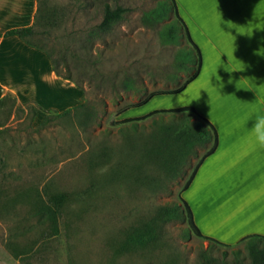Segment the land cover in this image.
Returning a JSON list of instances; mask_svg holds the SVG:
<instances>
[{
    "label": "rangeland",
    "instance_id": "obj_1",
    "mask_svg": "<svg viewBox=\"0 0 264 264\" xmlns=\"http://www.w3.org/2000/svg\"><path fill=\"white\" fill-rule=\"evenodd\" d=\"M115 1L50 0L64 13L57 25L38 26L32 37L51 52L59 73L80 88L79 104L63 113L60 95L66 91L57 84L43 94L20 93L23 105L2 97L0 264H251L243 242L211 246L182 219L158 224L149 243H128L135 228L160 222L163 207L180 202L211 144L178 170L153 153L152 127L126 128V118L180 104L177 95H160L123 112L153 91L185 82L195 70L196 53L185 36L169 34L174 12L148 19L160 0H119L128 9L123 18L113 30H100L105 3ZM185 16L206 55L209 76L233 90L230 98L242 106L240 113L263 112L246 86L229 79L231 67L219 57L224 49L215 37L195 15ZM184 50L191 61L180 67L176 62ZM127 77L133 78L128 88ZM0 80L9 82L2 72ZM17 87L23 90V84ZM57 103L61 111L52 107ZM140 123L150 124L151 118Z\"/></svg>",
    "mask_w": 264,
    "mask_h": 264
},
{
    "label": "crops",
    "instance_id": "obj_2",
    "mask_svg": "<svg viewBox=\"0 0 264 264\" xmlns=\"http://www.w3.org/2000/svg\"><path fill=\"white\" fill-rule=\"evenodd\" d=\"M175 2L200 48L202 65L198 76L181 92L170 94L180 99V104L173 108L195 107L218 132L215 151L199 164L183 197L192 207L204 235L234 245L248 235H264V149L256 145L250 134L254 117L240 113L242 106L230 98L233 90L220 86L219 78L212 79L206 71V55L195 41L185 15H195L197 18L193 19H199L202 30L215 37V43L224 49L219 57L231 67L229 79L246 86L264 112V0ZM38 9L39 0H0V76L2 72L10 82L0 80V98L10 95L23 105L20 93L43 94L57 84L66 91L60 95V103L64 104L61 109L67 110L82 101L80 88L56 73L45 50L18 35H6L11 29L33 25ZM209 42L206 44L211 46ZM19 84H23V90H18ZM52 107L61 111L58 103ZM209 144L211 147L212 143Z\"/></svg>",
    "mask_w": 264,
    "mask_h": 264
},
{
    "label": "trees",
    "instance_id": "obj_3",
    "mask_svg": "<svg viewBox=\"0 0 264 264\" xmlns=\"http://www.w3.org/2000/svg\"><path fill=\"white\" fill-rule=\"evenodd\" d=\"M115 3L116 4L114 5L110 2L105 3L104 17L99 24L100 30H113L115 24H117L123 18V14L128 10L125 6L122 5V3L119 2V0H116ZM168 12L175 13V19L173 20V23L169 28V34L172 37H175L176 33H178L179 36H185L187 38L188 43L196 53L195 60H192L195 63V65H193L195 70L193 74H191L185 80V82H183L177 88L153 91L141 101L129 104L125 109H123V112L130 108L146 104L149 99L156 95H167L181 92L191 81H193L198 76L200 72L202 65V54L200 48L192 39L188 26L178 13L175 0H160L159 6L150 11L148 19L152 21L160 19ZM63 13L64 11L57 7V5L51 4L50 0H39V9L34 24L28 27L11 29L6 32V35H18L30 45L45 50L52 59L56 73L59 76L71 80L69 77H66L59 73L56 61L51 56V52L44 46L34 42L32 39V37H34L38 33V26L53 27L57 25L58 19L62 17ZM175 21H178L183 28V33L181 35L179 34V30ZM185 51L186 50H184L182 54L178 56V61L176 62V65L180 67H185L188 62L191 61V57L189 56V58L188 52ZM89 60L92 61V59ZM125 81L126 88L132 86V77H127ZM11 97L14 101H17L16 97ZM3 100L4 98L0 99V103H2ZM70 110L71 109H67L63 113H68ZM149 118H151L150 124L140 123L141 120ZM122 122H126V128L129 126H132L134 129H140L141 126L152 127L153 130L151 134V140L153 143V153L158 152L163 155L165 158V163L167 162L168 166L174 167L178 170L183 169L182 167L187 164L186 161H189L192 156H198L200 148L207 147L209 143H212V146L204 153V155L200 158L199 163L195 166V169L186 182L183 191L189 186L202 160L206 156L212 154L218 145V132L216 130V127L207 117L202 115L193 106L157 109L140 117L126 118L122 120ZM160 214V222L151 220L135 228L128 237V243H149L157 237L159 230L158 224L160 225L161 222H165L168 219H182L183 221H186L188 223V231L194 232L196 235L208 240L211 246L217 244L231 246L230 244H225L215 238L206 236L201 232L199 226L195 221L192 207L183 196L180 197V202H177L171 206L163 207V209L160 211ZM240 242L244 243L245 248L247 249L251 257V264H264V235L251 234L242 238Z\"/></svg>",
    "mask_w": 264,
    "mask_h": 264
},
{
    "label": "clouds",
    "instance_id": "obj_4",
    "mask_svg": "<svg viewBox=\"0 0 264 264\" xmlns=\"http://www.w3.org/2000/svg\"><path fill=\"white\" fill-rule=\"evenodd\" d=\"M253 116L254 119L251 121L250 134L251 137L254 138L256 145L264 149V112L260 109H254Z\"/></svg>",
    "mask_w": 264,
    "mask_h": 264
}]
</instances>
